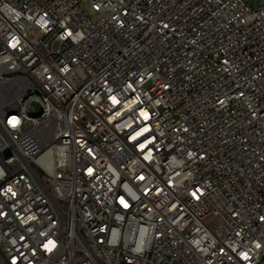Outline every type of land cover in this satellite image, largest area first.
Segmentation results:
<instances>
[{"label": "built area", "instance_id": "1", "mask_svg": "<svg viewBox=\"0 0 264 264\" xmlns=\"http://www.w3.org/2000/svg\"><path fill=\"white\" fill-rule=\"evenodd\" d=\"M0 249L264 264V0H0Z\"/></svg>", "mask_w": 264, "mask_h": 264}, {"label": "rangeland", "instance_id": "2", "mask_svg": "<svg viewBox=\"0 0 264 264\" xmlns=\"http://www.w3.org/2000/svg\"><path fill=\"white\" fill-rule=\"evenodd\" d=\"M249 6L251 7H255L256 6V3H257V0H245ZM56 47V45L54 46Z\"/></svg>", "mask_w": 264, "mask_h": 264}, {"label": "water", "instance_id": "3", "mask_svg": "<svg viewBox=\"0 0 264 264\" xmlns=\"http://www.w3.org/2000/svg\"><path fill=\"white\" fill-rule=\"evenodd\" d=\"M0 258L5 260V256H4L3 252L1 251V249H0Z\"/></svg>", "mask_w": 264, "mask_h": 264}]
</instances>
